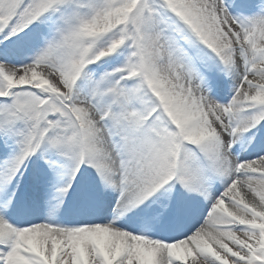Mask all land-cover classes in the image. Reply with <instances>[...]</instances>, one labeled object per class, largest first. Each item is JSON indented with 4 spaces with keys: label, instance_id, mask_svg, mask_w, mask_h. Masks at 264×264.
Returning <instances> with one entry per match:
<instances>
[{
    "label": "bare ground",
    "instance_id": "6f19581e",
    "mask_svg": "<svg viewBox=\"0 0 264 264\" xmlns=\"http://www.w3.org/2000/svg\"><path fill=\"white\" fill-rule=\"evenodd\" d=\"M10 1L3 4V8L11 15V18L5 21V23L7 24L6 27L14 24V28L8 36L10 42H8V39L5 40L4 43H8L3 46L6 48L12 45L13 52L17 55V63L19 64L30 60L34 54H40L41 59L36 65L29 68L17 69L11 65L0 64V97L10 99L14 97L19 89H33L44 98L45 103L41 104V101L37 97L29 93H20L18 100L24 101L21 103L16 100V104H18L14 106L17 107L19 116L23 118L9 116L6 113L7 109L0 107V136L3 134L5 135L4 137H7L8 133L10 135L16 134L15 132L11 133L10 124L17 125L20 128L24 126L22 132L27 135L23 138V146L26 148L28 144L33 145L35 142L32 141L29 135L34 131L37 123L45 115L53 118L56 113L58 114L59 111H62L68 119L67 123L73 121L72 116H75L72 129L78 131L77 135L81 141L79 144L81 145V149L83 145L86 151L83 154L85 159L81 158V163H84L79 164L75 160V158L80 157L79 153L74 152L71 154L67 151L68 147L73 149L76 146L74 140L67 137V133L57 140L50 141L49 138L51 137L46 136L41 141L40 151L37 156L40 154L46 157L50 156L51 150L49 146H52L54 149L62 151L64 153L63 156L69 157L70 162H73L72 165L67 167L62 164V161L50 164L49 162L42 163L39 160H34L32 163L28 162L31 165L27 168V173L30 172L31 166L32 173L39 172L42 174L40 176L41 179L36 178L37 174H32L31 178L28 176V181L33 182L32 187L36 186L39 192L36 203L43 210L46 209L43 211L45 212L44 214L49 216L51 213H54V215L58 216L57 219L49 220V228L60 226L62 229H59V231L39 229L34 231L35 234L31 232L29 234L31 239H33L31 243L22 241V238L26 236L25 233H14L12 231L9 234L6 232L4 236L0 235V256H3V253L10 249L9 247L15 249V253L7 258V264H21V262H25L26 264H261L264 261V155L261 156L264 154V140L259 148L253 147L251 144L258 141L264 132V125H260L263 117L260 116L256 120V112L262 105V102L257 100L256 94L263 90L259 89V84L264 86V52H262V48L264 50V47L261 48L258 45L259 49H253L255 42L256 44L258 42V44L264 45V14H262L264 12L262 10L264 9V0H252L248 4L251 9L255 8L254 10H259L263 7L260 11L263 25H259L256 30L251 26L250 32L247 35L238 26L239 23L234 25L233 22H230L231 17L227 13V10L229 12L234 10L235 12L237 8L235 4L239 3L238 0L230 1L228 9H224L221 2L215 0L210 10V14L216 16L219 22L216 30L222 34L223 50L226 49L225 51L222 50V53L234 58L235 66H232L233 62L227 64L223 73L224 75L229 74L233 80L232 88L228 86V89L232 91L231 96L233 99H229V95L222 94L220 95V102L211 103V98L214 94L206 83H201L192 93V99L189 102L192 109H189L187 103H184L180 110H168L170 112L168 114L169 118L176 124L183 119L191 118L194 113L197 114V123L206 124L208 125V129H210L211 135L209 140H212L211 142L215 146L213 155L222 154L231 156V164L222 169L217 168L213 172V179L216 181L215 186L204 196L203 202L195 200V217L191 219L192 221L188 228H180L182 235L179 232L166 234L165 230L159 228V232L166 243L176 241L169 248L173 257L167 258L163 263L159 261L160 257L156 255H164L165 248L154 249L156 251L154 252L152 249H144L141 245L138 247V240L135 235L141 233L144 228H149L148 223L151 221V218L142 212H135V206L134 209L131 208V204L127 203V200L133 203L138 201V196L134 199L132 198V191H130L132 188L129 187L133 186L132 179L134 176H144L147 179L149 178L147 183L149 191L153 192L155 189L154 191L157 190L159 192L155 200L167 202L170 199L168 183L176 176V171H168L165 168V160L157 155H151L145 161L144 154H141L140 157L144 160V163H141V166L137 168H133L130 176L121 175L123 167L120 166V162L112 159L110 153L108 154V148H116L117 145L110 143L107 138V132L100 122L106 123V120L111 121L112 117L116 116L121 110L127 111V106L129 107L128 102L130 103V101L135 107H138V105L132 100V96H127L126 89L114 85V81L104 79V83L94 85L95 81L90 77L92 70L89 67L82 69L81 62L74 60L75 56L84 52V43L82 45L79 40L80 35L84 41L91 39L95 43L92 48L87 50V53L89 52L94 57L92 59L95 61V66L99 73L110 68L109 60L112 52L115 53L113 59H117L116 64L122 60L123 56L126 55L122 52L123 46L128 47L131 45L138 53L140 50L149 52L150 54L152 51H157L159 54L158 60L150 59L142 54V57H145L142 60V65L145 67V75L147 78L148 74L151 85L158 86L157 91L160 92L158 99L161 102L171 103L179 97V90L174 80L169 77V74L173 72L177 73L178 71L173 65L172 53L169 50V46H166L168 42L163 37L164 32L162 30H171L172 26H175L171 23L175 21L174 17L166 12L165 16L168 20L163 19L156 22L149 2L144 7V9H147V13L144 15V12L143 14L141 12L138 14L139 3L133 5L130 3V0H86L89 4L83 3L84 0ZM174 1L176 3L178 1L186 3L188 0ZM122 4L124 5L123 7H121ZM25 8H27L26 13L19 20L20 17L17 14ZM64 9L79 14L77 18H73L72 23L69 21V17L61 18L64 25L60 32L63 35H58L56 39L59 40V37L62 35L61 39L68 41L69 46L67 45L63 49H58L55 46L54 51H47L45 48L39 49L41 42L50 39L47 38L49 26L53 25L51 27H55L59 24V15L53 19L51 16ZM122 9L123 12L125 11L124 14L129 16L128 19L131 21V24H128L127 20L126 23L117 22L116 18L120 15L119 12ZM87 22L91 23V26L82 31L80 26H84ZM159 22H163V24L160 25ZM140 24H142V28H140ZM131 26L137 28V38H135V32L132 31ZM122 28L128 31L129 38L127 40L124 36L120 37V30ZM80 31H82V34L78 33ZM49 43L50 41H48ZM119 50L122 51L119 52ZM62 54H67L68 57ZM128 65L131 67L132 62ZM142 65H140L138 72L132 74L135 80H138L139 72L140 75L142 73V69L144 68ZM65 66H68L66 70L64 69ZM121 66L124 67V63ZM245 67L248 68L246 71L244 70ZM100 77L103 78L102 76ZM214 81L217 82L218 79ZM219 81L223 82L220 78ZM126 83L127 81H124V85ZM83 84L87 85L88 89H91L92 97L97 100H104L105 97L110 95L111 98L117 99L118 105L110 112L108 118L100 117L95 109L85 105L88 93L83 89ZM88 84H92L93 86L91 87ZM220 85L223 86L222 83ZM113 93L117 95L114 96L112 95ZM223 100H225L224 103L226 104L222 103ZM34 102L36 103L35 110L37 106L41 107L40 113L32 110ZM138 104L141 105L142 112H147L146 115H149L151 111H155L158 105H155L154 101L148 105H143L141 102ZM53 106L54 109L52 111L50 108H53ZM133 108L130 106L128 108L129 112L137 113L132 110ZM75 113L79 118L76 117ZM143 118L145 117H140V119ZM240 118L241 122H239ZM168 119L158 114L152 119L156 120L157 124L145 127V132H141L143 128L140 127L144 126L139 123V118L133 123L141 130V134L140 132L139 134L144 138L145 136H152L153 131L151 129L154 127L165 131L166 127L169 126ZM9 120H14L15 123ZM197 123L195 122L194 124ZM62 126H65V124ZM227 126L239 127V133L235 134L236 138L244 141L246 144L249 143L247 145L248 151L246 150V152H241L239 144L234 145L235 151L241 152L235 159L229 151V146L232 143L229 141V131L226 130ZM49 127L51 128V132H53L51 125ZM53 128L54 130L56 129V127ZM16 129L18 128L16 127ZM246 130H253L251 136L245 135ZM190 131L191 127L188 125L180 127L178 130L181 136L179 145L182 144L184 148L186 146L185 142H190L188 138V136L191 137ZM153 134L155 135V133ZM123 136L126 137L127 134L124 133L122 134ZM136 138L138 137L136 136ZM36 140L40 141V138ZM146 142H140L141 149L147 145ZM150 144L151 148H153V143ZM166 149L168 150V147ZM4 154L8 156L10 161L8 162V166L6 162L3 165L0 164V197L2 195H12L16 198L17 188H10L8 182L9 178L19 173L21 168V163L16 160V155L23 162V159L27 158L25 156L26 153L20 155V153L16 154L12 152L10 154L0 149V158H4ZM187 155L186 153V155L182 156V168L180 171L186 169L184 167L188 161ZM259 156L261 157L259 158ZM129 157L131 163L133 161L134 163L137 162L134 160L132 152L127 153V158ZM195 164L198 168L194 165V169L199 171L201 168H199L198 162ZM238 164H244L242 169L237 168ZM45 165L50 168L45 167ZM246 165H250V167L248 168ZM192 170L188 172L190 173ZM67 173L71 175L70 182L77 177H81L79 175H82L83 177L81 178L85 180L84 176L86 174H92L93 177L101 178V180L114 178L113 180L115 181L119 177L120 183H125L129 186L124 196L126 203L115 206L117 204L116 196H112L106 201L103 200V197L96 199L92 196L90 202L97 206L91 209L90 205L86 204L85 217L76 222L69 219L60 222V216L61 214L63 216V213L62 210L54 212L57 207L56 204L62 201L63 195L67 191L69 193L74 185L70 186L69 183L61 185L60 180H55L54 177L62 174L65 179ZM180 175L181 173L178 176ZM180 180L181 185H183L181 194L184 196L191 195V199L194 201L198 196L194 197L193 193L188 192L185 183L182 182V179ZM96 182H98L97 179ZM23 184H25V181ZM112 184H115L116 194L119 195L120 189L117 183ZM49 186H55L54 191L59 194V197H54L53 194H50L51 188H48ZM64 186L70 187L64 190ZM76 190L74 196H77L76 198L78 199L81 197L80 190ZM20 194L18 192V195ZM144 194L145 192H142L141 198ZM151 194L149 193L148 195L150 196ZM148 195L147 197H149ZM21 196L23 197L24 195L21 194ZM215 198L219 200L215 202ZM256 199L261 200V206H257ZM75 201L73 200V203ZM212 203L216 204L214 207L215 211L205 219V212ZM47 206H53L54 209H48ZM190 207V203L185 205V208ZM146 208L148 212L151 210L147 205ZM191 210L189 211L191 212ZM162 213L161 218L163 220L164 217L168 216L167 213H171L172 217L175 214L168 212L167 209H163ZM229 213H232V219L226 220L225 217L227 216H225L221 219L222 221H217L219 215L223 216ZM18 214L23 215L20 211ZM177 214L183 218V212L181 213L179 210ZM177 219L180 221L179 218ZM197 221L199 222L198 225ZM66 222L76 223L79 228L88 226L86 227L88 231H80L79 233L77 231L79 229H66L64 228ZM13 224L9 223L6 228H10L9 226ZM4 225L7 224L0 220V228ZM17 226L16 228L20 229L22 227H31L33 224L27 221ZM79 234H83L84 238L87 236V244L84 241L76 240V238H83ZM114 236L118 237L121 241L114 238ZM16 259L19 260L16 261Z\"/></svg>",
    "mask_w": 264,
    "mask_h": 264
},
{
    "label": "rangeland",
    "instance_id": "374dc122",
    "mask_svg": "<svg viewBox=\"0 0 264 264\" xmlns=\"http://www.w3.org/2000/svg\"><path fill=\"white\" fill-rule=\"evenodd\" d=\"M10 0H0V64L1 65H11L15 68H29V67H33L34 65H36L37 61L40 60L39 59V55L35 54L32 55V57L30 58V60L19 64L17 63V55L13 52V48L12 45L8 46V47H4L3 45L10 42V39H8L9 34L12 32V29L14 28V24H10L8 27L7 24L5 23V21H8L9 18H11V15L9 14L8 11H6L3 8V4L9 2ZM217 1V0H216ZM232 1V0H231ZM239 1V6H241L240 8H236L235 12L234 10H231V12H229L227 10V13H229L231 20L230 22H233L234 25H237L241 27V30L243 32H245V34L247 35L248 32H250L251 26L254 27V29L256 30L257 27H259V25H263V19L261 17V9L259 10H250V11H246L245 7L246 5H248L247 3H249V0H238ZM11 2V1H10ZM146 2H149L150 6H157L161 9V14L155 13L157 16H159L160 19H164L167 17L165 16V13H169L171 14L175 21L171 22L173 25L175 26L173 35L171 37V31L173 30H162L164 32L163 37L166 38L167 43V47L169 46V50L172 53V62L173 65L175 66V68H177V73L173 72L171 74H169V77L174 80L175 85L177 86L178 90H179V97L175 100H173V102L171 103H165V102H161V105H157L156 106V110L155 111H151L149 113V115H146L147 112H142L139 111L138 113H132L129 112L128 110V106H127V111L125 110H121L119 113H117L116 116L112 117V120L109 121L108 120V126H110L111 131H113V134H111L109 132V134H111L112 137H117L119 134H124L126 133L127 136L126 137H122L123 141L121 142V146L119 145L118 150L119 151H123V152H132L133 153V158L134 160H136L134 163V161L131 163L130 162V157L127 158V153L126 158L123 162L120 161V166L123 167V169H125V173H129L128 175L130 176V174L132 173L133 168H137L139 166H141V163H144V160L140 157L141 154H144L145 156V161L151 157V155H158L159 157L163 158L165 160V165L167 169H177L179 170V173H181L180 175V179H182V181L187 185L190 186L191 184L194 185L195 187V191L198 192L199 194L202 193L203 189L205 187L201 188V184H205V182L209 179L208 176L206 175V172L200 174L203 170H199L196 171L194 169V165L196 166V160L193 158L196 154L201 153L203 156H205V158L208 160L207 164L209 165H213V168H218V167H222L224 164L231 162L230 157L227 155H213V150L215 148L214 143L211 142L212 140H209L211 132L210 129H208V125L203 124V123H197V119H198V115L197 114H193L191 116V118H186L181 120L179 123H174L168 116V114H170V112L168 110H180L183 107L184 103H187V106L189 109H192V107H190L189 102H191L192 99V93L194 91V89L199 86V82H200V78L202 76L203 72H210L215 73L220 72V67L222 70V66L225 67L227 64L232 63V66H235L234 63V58L230 57V55L228 54H223L222 50L224 49V45L222 44L221 41V36L222 34L220 32H218L216 30V26L219 24L216 16H214L213 14H210V10L212 9V4H214L215 0H188L186 1V3H183L182 1H178L176 3V1L174 0H130V3L133 5H136V3H139V7H138V14L141 12H144L147 10L145 7ZM220 2H222L224 9H228V3L227 0H225L224 2L222 0H220ZM85 4H89L86 0H84ZM218 4V3H217ZM121 6V5H120ZM124 5L122 4L121 7H123ZM119 7V6H118ZM236 7H238L236 5ZM153 8V7H151ZM26 9H22L21 12H19L17 14L19 18V20L22 19V16L25 15L26 13ZM208 9V10H207ZM255 9V8H254ZM127 10V9H125ZM264 10V9H262ZM58 11V10H57ZM85 11V10H83ZM233 11V12H232ZM125 12V11H124ZM123 12V9L120 10V15L116 18L117 22H126V20H128V15H125ZM156 12V11H155ZM85 13V12H83ZM128 13V12H127ZM126 13V14H127ZM253 13V14H252ZM264 14V12L262 13ZM57 15H59V24H57L55 27H50L49 28V35L51 36H57L56 33L59 32V34H62L60 31L62 30V26L64 24H62L61 18L62 17H69V21L74 20V17H78L79 14L75 13V12H70L67 11L66 9H64L61 12H57L56 14L52 15V19L54 17H56ZM153 14V17L155 18L156 22H158V17ZM16 16V17H17ZM72 17V18H71ZM75 18V19H76ZM17 19V18H16ZM15 19V20H16ZM88 21H90V19H88ZM177 21V22H176ZM160 25L163 24V22H159ZM31 26V25H28ZM91 23L87 22L84 26H80L82 31L86 30L87 27H90ZM139 26H141L140 28H142V24H140ZM139 28V30H141ZM248 28V29H247ZM82 31L78 32L80 34H82ZM124 33V34H123ZM87 34V33H86ZM63 35V34H62ZM61 35V36H62ZM121 36H127L128 35V31H123L121 34ZM61 36L59 37L60 43H58V47H62V46H66L68 45V41L62 40ZM11 38V37H10ZM170 38H173L172 41H170ZM8 39V42L4 43L5 40ZM79 40L80 43H84V52L82 54H78L77 56H75V60L74 61H80L81 62V66L82 69H86L88 66H91V63H95V61L92 59L94 58L92 56V54H90L89 52L87 53V50L89 48H92L95 43H93V41L90 39L89 41H84L83 38H81V35L79 36ZM180 40L184 43V46H180L178 43L180 42ZM264 44V42H263ZM83 45V44H82ZM258 45L262 48L264 47V45L262 44H256V42L253 44V49H259L260 47H258ZM46 45H42L39 48H43ZM69 46V45H68ZM127 48H130V50H127ZM123 50V51H122ZM122 51L124 52V54H126L125 56H123L122 60H120L117 64L115 63L117 61V59L113 60V64L110 66L109 69L104 70L103 72H100L97 74V72H94L90 75V77L95 81L94 85L98 84H102L104 83V79H109L110 81H114V85H117L118 81H119V86L122 87V84L119 80L120 77L122 76H127L129 80L130 79V73L134 74L135 72H138V69L140 68L141 65V61H142V56H141V50L138 52L133 51L132 50V46L129 45L124 46ZM226 50V49H225ZM223 50V51H225ZM262 52H264L263 48H262ZM113 53V52H112ZM86 54V55H85ZM139 54V55H136ZM65 57H68L67 54H62ZM114 55V54H111ZM143 55H145V53H143ZM158 52L157 51H152L151 54L149 52H146V57L150 58V59H154V60H158ZM241 55V54H240ZM64 58V57H63ZM52 60V59H51ZM48 61V60H46ZM229 61V62H227ZM132 62V66L129 67V63ZM124 63V67L121 66ZM231 65V64H230ZM144 67V65H142ZM59 67V66H58ZM68 66H65V70ZM92 71H94L95 66H92ZM59 70V68H57ZM248 68L245 67L244 70L246 71ZM124 71V72H122ZM148 71V68H147ZM244 71V72H245ZM221 73V72H220ZM219 73V75H220ZM222 75V74H221ZM100 76H102L103 78H101ZM188 76H190V78H188ZM203 77V76H202ZM223 78H226V76H223ZM138 83L142 86H135L132 85L130 86V91L132 92H137V93H133L134 96L137 97V101L141 102V104H145L148 105L150 104L152 101H155V105L157 103H159L160 101L157 99L156 96L160 95V92H158V86L157 85H151L150 83V79L148 78V74H147V78L145 75V67L142 69V73L141 75H139L138 77ZM225 83L228 84V86H230V88H232L233 86V80L231 78V76H229L228 80H225ZM5 85V84H4ZM89 86H93L92 84H88ZM83 89L85 90L88 97H86V103L85 105L88 106L89 108L92 107L93 109H95L97 111V113L100 116H110V113L107 114V108L109 106V104L111 103V101H113L114 103L111 105H117V99L116 98H111L110 96H107L104 98V100H97L94 97H92L93 95H91V89H88L87 85H82ZM259 89H263L262 91H259L256 94V98L258 101L262 102V105L258 108V111L256 112L257 114V118L256 120L261 116L262 121L260 125H264V86L259 84ZM113 90V89H110ZM218 90V89H216ZM215 90V95L212 96L211 98V103H218L220 102V97L218 96V94H221L223 92H227L230 89H227V91H225V88L223 87L222 90L218 92H216ZM236 90V89H235ZM107 92V91H104ZM20 93H29L32 96L37 97L38 99H40L41 104H44L45 102H43L42 97L38 96L37 93L32 90V89H19L16 94L14 95L13 98L10 99H6V98H0V107L6 108L8 113L7 115L9 116H15V117H19L18 113L16 112V110L14 108H12V106L17 105L16 104V100H18V96ZM112 93V91H111ZM232 95V91L230 93ZM112 95H117L116 93H113ZM230 95V96H231ZM91 96V97H90ZM149 96V97H147ZM231 99V98H230ZM233 99V98H232ZM229 100V99H228ZM19 102H23L21 100H18ZM115 101L117 103H115ZM184 101V102H182ZM182 102V103H180ZM225 100H223L222 103H224ZM226 104V103H224ZM35 106L36 103L34 102V108H32L33 111H37V109L35 110ZM38 107V106H37ZM17 108V107H16ZM52 109V108H50ZM110 110H112L110 108ZM149 110V109H148ZM160 113H159V112ZM169 112V113H168ZM157 114H161L163 116V118H169V126L166 127L165 131L163 129H158L156 127L152 128L151 130L152 132V136H146V138H142L141 136L137 139H135L133 136H137L136 133H138V128L135 126V124L133 123L134 121H136V119L139 118V123H143L145 124V127L151 126L154 124L155 121L151 120L153 118H155L157 116ZM76 117H78V115L75 113ZM57 116H59V119L57 118ZM148 116V117H146ZM140 117H145L143 119H140ZM23 118V117H20ZM66 118L64 112L59 111V114L55 115L52 118V121L48 120V116H44V119L40 121L41 125L46 122L47 120L50 123L56 124L58 123V125H56V129L55 131L53 130V132L51 133V136L49 135V131H47V128L44 126L43 127V132L42 135L40 136L37 128L36 130H34L29 136L31 137L32 141H34L36 138H44L46 136H49L51 138H49L50 141L53 140H57L59 138L62 137L63 134L67 133V137L68 138H72L74 140V137L77 136V134L73 133V129L72 127L74 126L73 121H69L67 123V118H66V123L65 126H62V122H64V119ZM79 118V117H78ZM60 120V121H59ZM15 123L14 120H9ZM59 121V122H58ZM151 122V123H150ZM197 124H194V123ZM239 122H241V118L239 119ZM243 122V121H242ZM64 124V123H63ZM190 126L191 127V137L188 136L189 138V144L188 147L186 149H184V151H182V147L180 148L179 142L181 140V136L179 135V128L183 127V126ZM103 127V125H101ZM10 130L11 133H16L14 135H10L8 133L7 137H4L5 135L1 134L0 139H1V144H0V149L2 151H7L8 153L12 154V152H15L16 154H23L26 153L29 157V155L31 154V151H33L32 155L35 156L37 155V153L39 152L38 149H40V145L35 146V148L32 146H30L31 144L27 145V148H25L23 146V138L24 136H26L27 134H25L24 132H22L24 129V126H22L21 128L18 127L17 125H13L10 124ZM16 127L18 129H16ZM65 128V129H64ZM117 130L118 133L116 134L114 132V130ZM16 130V131H15ZM123 131V133H122ZM150 131V130H149ZM163 131V132H162ZM243 132V131H242ZM7 133V132H6ZM155 133V135L153 134ZM233 134H238L239 133V127H234L233 129H231V132H229V140H232L234 143H236L238 141L237 138H233ZM108 134H107V138H108ZM4 137V139H3ZM236 137V136H235ZM9 138V139H8ZM133 138V139H132ZM141 139V141H140ZM7 141V142H5ZM27 141V140H26ZM140 141L142 143V141H147V145L141 149V145L140 143L138 144L137 142ZM188 141V140H187ZM153 143V148H151V144ZM242 144V148L244 149L246 147V145L243 144L244 141H240ZM113 144V143H112ZM132 144V145H129ZM115 145L118 146L117 142L115 143ZM244 145V146H243ZM49 146V145H48ZM169 147L170 151L166 149V147ZM80 147L81 145L76 142V146L72 148L68 147L67 151H69L71 154H73L75 151H77L79 153L80 151ZM138 147V148H137ZM234 146H230L229 150L232 151ZM157 148V149H156ZM49 149L51 150V154L50 156L46 157L44 155H39L42 157H39L37 160H39L42 163H46L49 162L50 164L55 163L56 161H63V162H67L68 157H64L63 156V152L60 151L59 149H54V147L49 146ZM54 149V150H53ZM138 149V151H136ZM156 149V151H155ZM242 149V150H243ZM10 151V152H9ZM118 151L114 149H112L111 147L108 148V154L110 153V155L112 156V159L117 160V157L119 156ZM183 153V155L186 153L188 154V161L187 164L185 165L184 168H186L183 171H180V169L182 168V156H179V154ZM234 153V152H232ZM236 153V152H235ZM14 154V155H16ZM80 154V153H79ZM5 156H3L4 158H0V164L2 162V165L4 164V162L7 163L8 166V162L10 161L8 159V156L6 154H4ZM2 156V155H1ZM18 156L16 155V160L17 161H21L19 158H17ZM27 157V158H28ZM224 157V158H222ZM35 158V157H34ZM15 159V157H14ZM19 159V160H18ZM127 159V160H126ZM76 163H80L81 162V158H75ZM139 160V161H138ZM26 162V159H25ZM24 162V163H25ZM20 163V162H19ZM68 163H73L68 162ZM10 164V163H9ZM47 166V165H45ZM197 167V166H196ZM202 167V165L199 166V168ZM240 167V165L238 166ZM246 167H250V165H246ZM198 168V167H197ZM206 168V166L204 167ZM194 169V170H192ZM189 170H192L193 172H188ZM68 175V174H67ZM126 176V175H125ZM199 177V178H198ZM118 179H116L115 181L113 180L114 178H108V179H102V188L103 191L108 192V191H112V187L109 186L107 183H117L118 184V188H119V177H117ZM125 178V177H122ZM55 180L58 179V181L60 180L61 185H63L64 183L66 184L68 180H65L61 174H58L54 177ZM68 179V178H67ZM198 179V180H196ZM133 186L129 187L127 184L123 185V193L121 194V196H117L118 198V204H123L126 203V199L124 200V196L128 190L127 187L132 188L130 189V191H132V198H139L138 200H140L142 192L145 194L149 193V189L147 188V183L149 181V178L147 179L144 176H140V177H133ZM201 180V182H200ZM108 185V187L106 186ZM50 188V186L48 187ZM54 188H51L50 190V194H52V190ZM109 193V192H108ZM139 193V194H138ZM7 199V198H5ZM131 204V203H130ZM11 202H8V206H11ZM58 205V204H56ZM48 207H52V206H48ZM36 211H39L38 209H36ZM6 217V216H5ZM49 224L50 223H37L31 227H26V228H20L18 230L15 231V233L20 232L22 234L25 233L26 236H24V238H22V241H26V243L28 242H32L33 239H31V237L29 236V234L32 232L33 234H35L34 231L39 230V229H48V230H56L59 231V229L61 230L62 228H60V226H55L52 228H49ZM85 228V229H84ZM80 228L79 230H77L78 232L83 231V232H87V228ZM5 229V228H4ZM76 229V228H74ZM12 230L14 231L15 229H11L8 232H12ZM7 232V234H8ZM4 234H6V232L4 230H2V228H0V235L3 236ZM80 236H83V238H76V240L79 241H84L86 242V244L88 243V241H86L87 236L81 234ZM114 238H116L117 240L121 241L118 237L114 236ZM149 238H147L146 236H140L138 238L139 243H138V247H140V245L148 250L150 249V247L153 248H157L156 245L154 244H149ZM146 240V241H145ZM14 248L8 249L7 251H5V253H3V256H0V264H6L7 263V258L10 255H13L15 252ZM19 259H16V261H18ZM21 264H26L25 262H21ZM264 264V262H263Z\"/></svg>",
    "mask_w": 264,
    "mask_h": 264
}]
</instances>
